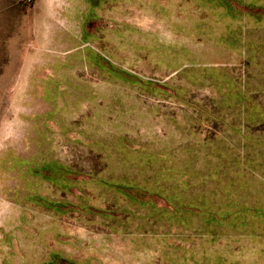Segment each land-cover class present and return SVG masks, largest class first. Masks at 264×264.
I'll use <instances>...</instances> for the list:
<instances>
[{
  "label": "rangeland",
  "instance_id": "374dc122",
  "mask_svg": "<svg viewBox=\"0 0 264 264\" xmlns=\"http://www.w3.org/2000/svg\"><path fill=\"white\" fill-rule=\"evenodd\" d=\"M0 264H264V0H0Z\"/></svg>",
  "mask_w": 264,
  "mask_h": 264
},
{
  "label": "crops",
  "instance_id": "0c3cea01",
  "mask_svg": "<svg viewBox=\"0 0 264 264\" xmlns=\"http://www.w3.org/2000/svg\"><path fill=\"white\" fill-rule=\"evenodd\" d=\"M181 21H182V17H181ZM196 22L197 21L190 22L189 25H187V28H186V30L188 31V36L191 37V38L193 36L197 35V23Z\"/></svg>",
  "mask_w": 264,
  "mask_h": 264
}]
</instances>
